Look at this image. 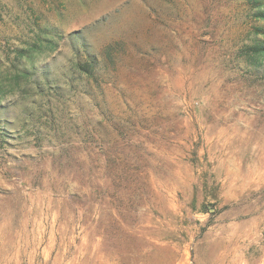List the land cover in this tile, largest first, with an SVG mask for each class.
Wrapping results in <instances>:
<instances>
[{"label": "rangeland", "instance_id": "rangeland-1", "mask_svg": "<svg viewBox=\"0 0 264 264\" xmlns=\"http://www.w3.org/2000/svg\"><path fill=\"white\" fill-rule=\"evenodd\" d=\"M257 7L0 0V264H264Z\"/></svg>", "mask_w": 264, "mask_h": 264}, {"label": "trees", "instance_id": "trees-1", "mask_svg": "<svg viewBox=\"0 0 264 264\" xmlns=\"http://www.w3.org/2000/svg\"><path fill=\"white\" fill-rule=\"evenodd\" d=\"M255 10L256 11H255V15L254 16L264 20V8L257 7ZM256 28H257L258 31L264 32V25H258ZM253 51L256 54L258 53V54H261L262 56H264V41L255 43L253 45ZM88 65L89 64H85L84 65L85 67H83V69L85 71H87V72L89 71Z\"/></svg>", "mask_w": 264, "mask_h": 264}]
</instances>
